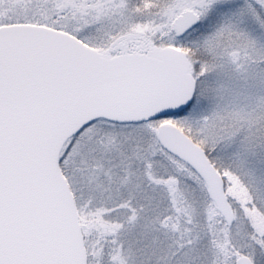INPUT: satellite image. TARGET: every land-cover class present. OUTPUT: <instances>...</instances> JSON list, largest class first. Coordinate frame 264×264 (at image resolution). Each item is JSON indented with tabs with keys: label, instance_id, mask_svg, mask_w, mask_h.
Here are the masks:
<instances>
[{
	"label": "snow or ice",
	"instance_id": "1",
	"mask_svg": "<svg viewBox=\"0 0 264 264\" xmlns=\"http://www.w3.org/2000/svg\"><path fill=\"white\" fill-rule=\"evenodd\" d=\"M0 264H264V0H0Z\"/></svg>",
	"mask_w": 264,
	"mask_h": 264
}]
</instances>
